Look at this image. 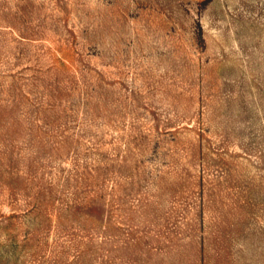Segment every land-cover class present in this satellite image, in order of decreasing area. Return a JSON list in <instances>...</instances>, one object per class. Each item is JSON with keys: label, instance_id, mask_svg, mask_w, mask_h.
Listing matches in <instances>:
<instances>
[{"label": "rangeland", "instance_id": "obj_1", "mask_svg": "<svg viewBox=\"0 0 264 264\" xmlns=\"http://www.w3.org/2000/svg\"><path fill=\"white\" fill-rule=\"evenodd\" d=\"M0 264H264V0H0Z\"/></svg>", "mask_w": 264, "mask_h": 264}]
</instances>
